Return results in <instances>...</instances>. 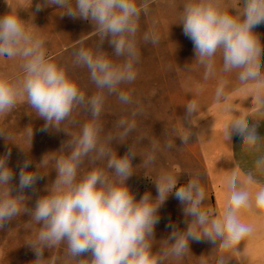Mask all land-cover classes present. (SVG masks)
<instances>
[{
	"label": "clouds",
	"instance_id": "obj_1",
	"mask_svg": "<svg viewBox=\"0 0 264 264\" xmlns=\"http://www.w3.org/2000/svg\"><path fill=\"white\" fill-rule=\"evenodd\" d=\"M5 2L9 11L0 16V57L18 60L22 74L12 76L0 72V116L13 111L18 103L26 102L45 122L40 131L60 130V125L77 107L88 112L91 119L66 145L67 154L55 159L56 178L46 186V194L37 198L33 209L25 206L23 193L27 189L35 191L37 181L46 175L41 169L50 163L47 154L35 165V170H29L31 158L18 165L15 195L13 181L17 173L8 166L11 149L0 156V229L21 214L30 216L29 223L39 226L35 238L27 243L35 252L34 264H55V258H44V251L61 245L65 246V264H166L189 253L193 240L210 242L214 245L215 264H229L226 254L253 232V227L241 220L243 210L264 215V188L253 192L251 187L257 183L255 174H264V155L254 161V170L245 173L243 179L235 170L226 177L227 196L217 214L214 209L205 208L207 196L199 172L189 174L187 182L179 184V175L162 171L154 179L157 196L153 198L145 192L137 200L127 184L135 172L132 164L137 155L135 148L131 145L120 157L110 147L115 137L101 138L98 119L105 92L117 93L119 85L136 79L139 21L149 12L151 0L139 3L137 0H75L74 5L71 0H45L44 5H36L37 11L43 6H57L66 10L64 14L94 25L99 37L97 50L79 48L74 53L75 62L88 68L98 89L90 97L47 54L44 38L20 18L19 10L25 8L19 4L13 6L9 0ZM261 23H264V0H244L242 8L232 11L222 0H187L179 24L193 42L195 60L205 67L206 78L214 72L219 54L221 71L239 70L238 81L255 86L251 88L252 104L264 106V92L259 87L264 83L261 76L264 45L253 31ZM143 38L148 41L150 36L145 34ZM105 40L113 47L116 57H123L122 62H113L101 50ZM151 42L157 41L152 38ZM225 84L226 81H220L217 97L223 94ZM118 95L122 103H132L128 94L119 92ZM196 109L195 102L186 105L190 121ZM119 127L123 128L120 135L127 136L136 124L121 120ZM257 128V123L237 114L228 122L224 135L227 141L232 135L241 136L245 150L254 151L258 150ZM0 136L6 141L11 139L3 130ZM189 136L190 131L180 138L188 143ZM32 137L33 130L29 129L30 144ZM157 147L154 144L142 161L145 166L154 163ZM85 158L93 166L81 173ZM102 162L106 164L100 166ZM173 192L184 206L186 228L181 230L170 225V235L154 251L159 209ZM201 264L206 261L201 259Z\"/></svg>",
	"mask_w": 264,
	"mask_h": 264
},
{
	"label": "rangeland",
	"instance_id": "obj_2",
	"mask_svg": "<svg viewBox=\"0 0 264 264\" xmlns=\"http://www.w3.org/2000/svg\"><path fill=\"white\" fill-rule=\"evenodd\" d=\"M9 2L13 6L19 4L25 8L19 10L20 18L33 32L44 38L47 54L65 68L69 78L78 85L85 96L95 94L98 89L90 78L88 68L77 64L74 55L79 48L91 49L94 52L97 50L99 37L94 25L88 20L64 14L65 9H58L54 5L43 6L37 11L36 5H44L45 0H32V4L31 0ZM71 2L74 5L75 0ZM186 2L187 0H151L149 12L142 15L139 21L136 38L139 52V61L135 64L136 79L131 83L119 85L117 93L105 92V101L98 119L102 127L101 138L115 137L110 147L120 157L125 155L131 145L135 148L137 155L132 160L135 172L127 180L132 192L146 185L143 178L146 173L158 174L159 169L166 163H173V168L176 166L177 156L179 158L181 156L176 153L181 151L176 141L180 125L178 127L174 116L175 102L188 87L208 80L204 77L205 67L195 60L193 42L184 35L183 25L179 24ZM243 3L244 0H222V4L229 11L242 8ZM8 11L9 7L5 0H0V16ZM253 31L256 33V29ZM261 33L263 37L264 32ZM145 34L150 36L148 41L143 38ZM152 38L156 39L155 44L151 42ZM100 47L108 53L113 62L123 61V57L114 55V49L107 40ZM216 60H221L219 54ZM220 68L222 64L218 69ZM0 72L12 76L22 74L18 60L3 57H0ZM119 92L128 94L132 103H122ZM90 119L88 112L82 107H77L71 117L60 125V130L40 131L45 122L36 116L35 111L26 102L18 103L13 111L0 116V130L11 137L6 141L0 136V156H4L8 149H11L8 166L17 173L13 181L14 195L18 185L19 164L31 158L32 165L29 168L31 171L35 170V165L46 154L50 161L47 168L41 169L46 175L37 181L35 191L27 189L23 193L28 209H33L37 198L46 194V186L50 185L57 175L53 169L55 159L67 154L69 149L66 145L72 137L80 133L83 124ZM121 120L134 121L136 124L135 129L127 136L120 135L123 132V128L119 127ZM29 129L33 130L31 144L27 138ZM154 144L158 146L155 152L156 159L153 164L145 166L142 161ZM63 145L65 147L61 149ZM105 164L106 162H102L100 166ZM92 166L89 158H85L81 173L90 170ZM30 219V216L24 213L0 229V264H34L35 252L27 243L35 238L39 226L30 224ZM48 257L55 258V264H65V246L45 249L44 258Z\"/></svg>",
	"mask_w": 264,
	"mask_h": 264
},
{
	"label": "crops",
	"instance_id": "obj_3",
	"mask_svg": "<svg viewBox=\"0 0 264 264\" xmlns=\"http://www.w3.org/2000/svg\"><path fill=\"white\" fill-rule=\"evenodd\" d=\"M230 10H232L230 8ZM256 29L261 44L264 45V23ZM222 60H216L215 70L207 76V82L188 87L181 97L175 102L174 116L178 122L177 143L180 146V158L177 156L176 166L166 163L159 169L172 171L179 175V184H184L189 179V174L199 172L201 183L205 189L207 199L205 208L214 209L218 214L227 196L225 179L233 170L241 179L245 173L254 170V161L264 155V106L252 104L251 88L254 85H242L237 79L239 70L223 73ZM261 76L264 77V54L261 58ZM206 77V75H204ZM206 79V78H205ZM226 81L223 94L217 97L216 91L220 81ZM264 92V83L259 85ZM195 102L196 113L191 121L187 118L186 105ZM237 114H242L252 123H257L258 150L247 151L242 145V137L232 135L226 140L224 130L228 122ZM190 131L188 143H184L180 136ZM235 167V168H234ZM234 168V169H233ZM158 174L146 173L143 178L146 185L135 192L139 200L145 192L157 196L154 179ZM257 183L253 184L252 191L264 188V174L256 173ZM183 205L175 198L174 192L170 194L166 202L159 209V223L155 226L154 238L157 241L154 251L168 238L171 233L170 225H176L179 229L186 228ZM189 220L191 217L188 218ZM242 222L253 227V232L247 236L237 248L227 253L229 264H264V215H253L248 209L243 210ZM190 252L180 260H169L166 264H201V259L206 264H215L214 245L206 240L190 241Z\"/></svg>",
	"mask_w": 264,
	"mask_h": 264
}]
</instances>
